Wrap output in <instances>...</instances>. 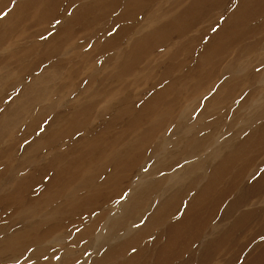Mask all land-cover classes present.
<instances>
[{"label": "rangeland", "instance_id": "1", "mask_svg": "<svg viewBox=\"0 0 264 264\" xmlns=\"http://www.w3.org/2000/svg\"><path fill=\"white\" fill-rule=\"evenodd\" d=\"M0 264H264V0H0Z\"/></svg>", "mask_w": 264, "mask_h": 264}, {"label": "bare ground", "instance_id": "2", "mask_svg": "<svg viewBox=\"0 0 264 264\" xmlns=\"http://www.w3.org/2000/svg\"><path fill=\"white\" fill-rule=\"evenodd\" d=\"M10 20V19H9ZM168 202V201H167ZM53 216V215H52Z\"/></svg>", "mask_w": 264, "mask_h": 264}]
</instances>
